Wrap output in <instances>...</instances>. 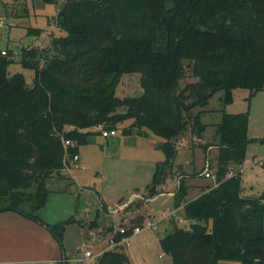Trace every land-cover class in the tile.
Masks as SVG:
<instances>
[{
  "label": "trees",
  "instance_id": "16d2710c",
  "mask_svg": "<svg viewBox=\"0 0 264 264\" xmlns=\"http://www.w3.org/2000/svg\"><path fill=\"white\" fill-rule=\"evenodd\" d=\"M55 23L65 34L52 32L45 47L25 46L17 55L0 49V211L45 224L63 246L74 217L54 224L41 217L48 179L60 175L66 155L101 133L92 130L98 124L116 129L132 119L125 132L149 129L165 139L150 195L173 174L181 135L189 131L205 158L210 147L218 149L216 185L188 199L183 176L175 190V205L184 204L191 222L159 239L172 264H264V190L245 194L238 168L253 141L249 113L222 107L215 139L198 140L208 126L204 107L216 92L223 91L226 105L236 88L264 89V0H63ZM43 30L28 27L37 37ZM16 61L34 69L33 84L9 71ZM134 72L141 74L142 94L120 97V75ZM64 139L75 145L66 147ZM130 262L117 245L97 264Z\"/></svg>",
  "mask_w": 264,
  "mask_h": 264
},
{
  "label": "rangeland",
  "instance_id": "374dc122",
  "mask_svg": "<svg viewBox=\"0 0 264 264\" xmlns=\"http://www.w3.org/2000/svg\"><path fill=\"white\" fill-rule=\"evenodd\" d=\"M62 1L44 3L41 0H0V20L5 22L4 25L0 24V49L10 48L21 52L25 46L45 47L50 42L52 32L65 34L55 23V15ZM47 21L49 23L46 25ZM30 26L49 28L45 34L37 37L28 33ZM9 71L22 72L27 82L33 84L34 69L24 67L16 61L9 65ZM140 79L141 74L138 72L121 74L116 87L117 95L124 97L142 94ZM222 94V90L216 92L204 107L213 110L203 116L204 121L211 123L204 131V139L213 140L214 126L221 120L222 107L233 113L247 111V135L253 141L248 145L243 185L245 182L248 195L259 194L264 190V167L260 163L264 158V140H261L264 139V89L251 94L247 88H236L233 91V101L226 105L221 102ZM132 121L127 119L119 123L117 133L113 135L92 133L88 142L79 145L80 159L71 164V173H60L48 180L51 182L50 188H56L51 190L44 207L48 217L63 222L72 219L76 213L80 215L79 221L67 224L63 241L68 257L66 264H77L76 258L87 246L99 253L97 251L110 243L111 236L119 227L138 225L148 219L158 220L157 227L144 228L131 235L128 242L121 243L120 247L128 251L131 264H172L171 257L162 251L159 239L173 231L175 226L189 227L191 221L186 218L183 205L174 215L166 217V214L169 215L175 209V197L168 186L170 183H167L173 182L176 187L181 177L192 175L195 176L192 178L193 182H213L215 185V177H205L199 173L206 168L214 170L217 151L212 150L210 158L204 159L203 148L194 146L192 136L187 131L177 139L179 150L173 174L159 186L160 192L168 187L165 190L167 192L150 195L156 165L165 159V152L161 147L165 139L149 129L140 133L137 127H133L125 132V127H129ZM253 157L255 159L250 166L248 164ZM238 168L241 169L240 166ZM65 184H69V190L63 189ZM197 191L198 187H193L188 197L192 198ZM123 202L124 209L119 213V204ZM96 219L97 226H91V221ZM89 226L96 233L95 239L88 238Z\"/></svg>",
  "mask_w": 264,
  "mask_h": 264
},
{
  "label": "crops",
  "instance_id": "0c3cea01",
  "mask_svg": "<svg viewBox=\"0 0 264 264\" xmlns=\"http://www.w3.org/2000/svg\"><path fill=\"white\" fill-rule=\"evenodd\" d=\"M48 23L49 22L47 21L46 25ZM45 26H37V27H41L44 29L42 31V33L40 34V36L45 34L46 29L49 28L48 26L47 27H45ZM205 109L207 111L202 114V120H203V116H205V115L209 114L211 111H213L210 108L209 109L205 108ZM204 122L207 123L208 126L211 124L207 121H204ZM215 130H216V128H215ZM214 139H215V132H214L213 140ZM198 140L202 143L213 141V140L212 141H208V140L206 141L204 139V135L202 138H200ZM249 143H248V145H249ZM248 145H247V150H246L245 161L242 165H240V167L243 171V177H245V169H246V164L248 161ZM212 150L217 151V154H218V149L216 147H210L208 149V152H207V154H208L207 158H205L206 155L204 152V159L210 158ZM254 159L255 158L253 157V159H251V162L248 165L251 166L252 165L251 163L254 162ZM206 163H207V161H206ZM203 172L202 173L200 172L199 174L204 175ZM193 177H195V176L187 175L185 178L186 179L185 183L189 187L188 193L191 189H193V187H198V191L193 194L192 198L198 196L201 192H203L204 190H207L209 187H211L209 185L213 184V182L204 183V184H199V183L193 182V179H192ZM212 177H215V175ZM73 179H74V177H73ZM174 181L176 182L177 180H174ZM50 183L51 182L47 181L48 188L50 190H55L56 188H52V187L50 188V186H49ZM178 183H179V181H178ZM167 184H169L168 186L171 187L170 188V190H172L171 192L173 193V195H175V190L177 188V186L175 187V183L168 182ZM68 185L69 184H65V187H63V189L69 190ZM202 185L203 186L206 185V186L203 187ZM215 185H216V182H215ZM213 186H214V184H213ZM243 186H244V193L245 194H247V192L249 193V190L247 189L245 182H244ZM165 190H168V187H165ZM165 190L163 192H160L159 194L167 192ZM187 197H188V195H187ZM192 198L188 197V199H192ZM102 200L104 201L103 198H102ZM174 200H175V198H174ZM105 205H106V202H105ZM182 205L184 206V204H181L180 206H182ZM180 206L175 205V209L173 211H171L173 213L170 212L169 215L166 214V217L174 215V213L177 212V210L179 209ZM119 207H120L119 208V213H120V211L122 209H124V202L119 204ZM70 212H72V211H70ZM39 213L45 221H47L51 224L58 222V220H56V219H50L48 217L47 213L45 212L44 208L42 210H40ZM73 216H74V220H73L74 223H76L77 221L80 220L79 214L76 213ZM172 220H173V218H172ZM92 231H94V230L92 229V227L89 226V229L87 232L88 238L95 239L96 233L92 232ZM64 237H65V233H64ZM109 246L110 245L107 244L100 251H97V252H102V251L108 249ZM125 251L128 253L127 250H125ZM67 262H68V257L66 255L64 243H63V246H61L45 224H43L37 220H34V219L16 211V210H10L9 209V210H1L0 211V264H64ZM171 263H172V260H171ZM130 264H131V262H130Z\"/></svg>",
  "mask_w": 264,
  "mask_h": 264
},
{
  "label": "built area",
  "instance_id": "2783aa9c",
  "mask_svg": "<svg viewBox=\"0 0 264 264\" xmlns=\"http://www.w3.org/2000/svg\"><path fill=\"white\" fill-rule=\"evenodd\" d=\"M0 24L4 25L5 22L3 20H0ZM2 54H7L8 49L3 48L1 49ZM14 55L18 54L17 50L13 51ZM96 130H99L103 136H109L117 133L116 129H107L103 124H98L95 127ZM64 145L67 147L68 145H75V142L70 140V139H64L63 140ZM80 159L79 153H75L72 157L68 158V155L65 156L64 159V168L61 170V173H71V164L74 162L78 161ZM263 160L260 161L262 164ZM204 175L206 177H212L214 176V171L210 168H206L204 170ZM164 188V185L162 186ZM157 222L158 220L155 219H148L147 221L138 224V225H131V226H121L119 227L111 236L110 238V243H109V248H113L114 246L120 245L121 243L128 242V239L131 235L139 233L142 231L144 228H156L157 227ZM129 231V232H128ZM116 232H120L121 234H124L123 237L119 240L115 238ZM103 252V251H102ZM95 253L91 248L86 247L81 250V254L76 258L77 264H97L98 262V256L102 253Z\"/></svg>",
  "mask_w": 264,
  "mask_h": 264
}]
</instances>
